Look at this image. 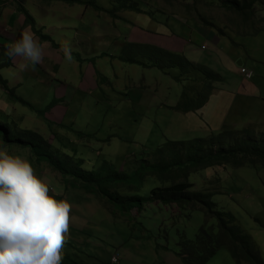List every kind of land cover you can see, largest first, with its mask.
I'll return each instance as SVG.
<instances>
[{"label":"rangeland","instance_id":"obj_1","mask_svg":"<svg viewBox=\"0 0 264 264\" xmlns=\"http://www.w3.org/2000/svg\"><path fill=\"white\" fill-rule=\"evenodd\" d=\"M134 1L139 13L116 12L115 0H95L100 12L53 0L24 2L34 29L40 31L29 25L33 33L48 35L58 45L67 41L72 60L59 51L56 68L29 72L18 88L12 87L28 106L10 100L0 87V147L29 160L36 172L35 152L45 151L41 144L34 139L33 147L1 141L5 129L11 141L25 138L24 130L36 131L49 142L54 164L66 172L59 178L50 167L45 179L36 172L50 194L72 205L64 264H97L89 257L94 254L116 257L118 264H183L179 258L186 264H258L253 252L264 264V168L211 166L191 171L185 179L186 169L183 173L173 166L163 175L168 183L157 175L143 176L142 170L151 162H170V142L177 145L181 161L192 141L200 140L201 153L248 139L264 143V0L252 8L261 27L255 32L254 23L249 31H237L247 19L223 10L218 0ZM193 1L208 4L210 13L202 18L199 7H183ZM138 37L174 41L182 50L168 54L127 43ZM88 67L99 80L83 88ZM199 67L217 79L208 80ZM18 72L3 68L0 75L12 81ZM198 93L207 95L202 107L186 113L174 109ZM58 107L63 110L61 121H46L49 108ZM187 182L192 184L185 195L188 202L169 206L150 199L156 187ZM97 188L108 194L106 202L98 193L85 194ZM199 194L207 198L202 204ZM216 214L234 218L226 227L236 226L243 237L235 245L239 262Z\"/></svg>","mask_w":264,"mask_h":264},{"label":"clouds","instance_id":"obj_2","mask_svg":"<svg viewBox=\"0 0 264 264\" xmlns=\"http://www.w3.org/2000/svg\"><path fill=\"white\" fill-rule=\"evenodd\" d=\"M60 52L72 60L67 41ZM5 54L19 57L18 68L43 62L45 52L30 28L6 46ZM72 205L56 199L37 176L31 162L0 147V264H62L69 239Z\"/></svg>","mask_w":264,"mask_h":264},{"label":"trees","instance_id":"obj_3","mask_svg":"<svg viewBox=\"0 0 264 264\" xmlns=\"http://www.w3.org/2000/svg\"><path fill=\"white\" fill-rule=\"evenodd\" d=\"M13 1L15 3V6L17 7L16 8L17 11L18 12L20 11L19 13H21V15L24 16L26 25H31V27H33L32 29L34 30V32L38 34V32H40V31H36L34 29V21L28 12L26 14V9L24 8L23 3L27 0H13ZM50 1L51 0H45V2H48V3ZM53 1L65 2L68 4L84 5L85 7H87L89 5L95 11H98V12L103 11L98 5H96L94 3L95 0H89L87 2H83L81 0H53ZM173 1H175V0H170L168 2H173ZM218 1L220 3L221 8H223V10L228 11V12H232L233 14H235L237 16L240 15L244 19H247L246 23L245 24L242 23L240 25L241 28H239L237 31L243 30L244 28H246V30L249 31L250 28L248 27V25L251 26L253 23L256 25L254 28V32L261 29V27L258 28V25L255 23V21L252 17L253 6L255 4L259 3L261 0H244L243 2H241L242 0H239V1H237V0H224V1L218 0ZM115 2L118 4L117 8L115 9L116 12L130 11V12L139 13L137 5L133 4V3L136 4V2L134 0L133 1H131V0H115ZM2 4H4V3H2ZM195 6L199 7L200 11H204L202 13V15L198 14V17L204 18L205 14L207 15L210 13L208 8H207L208 4H206L204 2L199 3V2L193 1L192 5H190L189 3H185L183 7H185V9H187V8H191V7L194 8ZM112 13H113L112 14L113 17L111 16V18L116 19L117 18L115 16L116 13L115 12H112ZM201 22L204 26L208 24L207 20H206V22H203V21H201ZM202 24L200 23V25H202ZM20 33L21 32H19L15 36V38L11 41L13 42L14 40L19 39ZM38 37L40 38L41 41L46 40V41H49L50 43H53L52 40H50V38L48 36H45V35L42 36L39 34ZM53 45L55 47H60V45H57L54 43H53ZM6 46L7 45H2L1 49H0L1 50L0 51V70L3 68H9L12 66V60H13L14 56L9 57L5 54ZM156 49H158V48H156ZM160 51H162V50H160ZM129 61H130V63H136V61L134 62L133 60H129ZM199 70L204 75H206V78L208 80H212V79L216 80L217 79V75L215 73H213L211 70L207 69L206 67H199ZM0 87L3 91H5L7 93L10 100H12L14 102H19L25 106L29 105V103H27L26 101H24L20 97L18 98L14 94L13 89L8 87L7 81L4 80L1 77V75H0ZM202 89L204 90V88H202ZM206 98H207V95L205 97H202L200 95V93H198V96L196 99H191V100L188 99L183 106L178 105V106L174 107V109L181 110L184 113L197 110L200 107H202V105L206 101ZM4 131H5V134L2 135L1 141H3V144H5V145L10 144V145H16V146L20 145L22 147H29V146L33 147V144H32L33 139L37 143L41 144L42 147L45 149V151H44L43 155H39V153L35 152V154L37 156L36 161H38V162L46 161L50 167L57 170L59 172V174L61 176H63L61 173H64L65 171L60 172V170H61L60 167L55 165L57 160L54 159L53 155H48V154H52L48 150L49 142L42 135H40L36 132L30 131V130H24L22 132L25 133V138H23V139L17 138L16 140L11 141L8 138L10 136V132L7 129H5ZM229 133H230V131H228L226 133H221V134H219V136H224V135H227ZM199 141H192L191 143H189V146H187L188 148L186 149V153L184 155L185 156L184 161L180 160V157L182 155L180 153H178L177 145L173 144V142H170V145H172V146H170V148L167 150L166 154L168 155V158L172 159V160L165 165H162V164H159L156 162H154V163L151 162L147 165L145 164L144 167L142 168V170L144 169L143 176L157 175L158 178H160V181L162 183H165V182L168 183V181L165 180L163 175H164V173L169 171V169L173 166L175 168L179 169L180 171H182L183 173H184L183 170L186 169V173H184L185 179H187V176L189 175V173L191 171L206 168V167H211V166H218V167L219 166H222V167L231 166V168H240V167L244 166L245 164H249L251 166H259V167L264 168V143H261L258 140L248 139V140H244V141H239L233 145L223 147V150H221V151L215 150V151H209L207 153H201V149H200L199 144H198ZM158 150H160V149H158ZM158 150H156V153ZM46 156H48V159ZM155 160H156V158H155ZM191 185H192L191 183L187 182V184L179 183V184H175V185L169 184V185H163L161 187H156V188L151 190L150 199L152 201H156L157 203L161 202L162 204L169 205V206H172L175 204H183L184 202L189 201V198L185 197V195H187V190L190 189ZM97 189L104 197L105 196L108 197V194L102 193L99 188H97ZM196 197H197V199H199L201 201V204H202V202H204V200L207 199L206 196H202L200 194H199V196H196ZM190 202L196 203L193 199ZM215 217H217L219 219V224H220L221 228H223L224 233L227 234L228 236L230 235V239L232 240V243H233L232 255L235 258V260L239 262L240 257L237 255V250H236L235 245L237 243L238 238H240V240H243V237L240 236L239 229L236 226L226 227V225L234 223L233 216L230 214H216ZM224 219H226V221H224ZM231 230H235V233H231L230 232ZM244 238H245L244 241L249 240V238L246 236H244ZM251 254H252V252H251ZM253 257H255L253 259V261L255 260L256 263L262 264L258 252H256V253L253 252ZM250 261H252V260L250 259Z\"/></svg>","mask_w":264,"mask_h":264},{"label":"crops","instance_id":"obj_4","mask_svg":"<svg viewBox=\"0 0 264 264\" xmlns=\"http://www.w3.org/2000/svg\"><path fill=\"white\" fill-rule=\"evenodd\" d=\"M1 1L4 4H0V49H1L2 45H8V44L12 43L11 40H13L15 38V36L19 32H21L23 29L30 28V30H31V27L29 25H26L24 16H22L20 13H17L16 11H14L12 8L9 7V6H13L10 3H14V1L12 2V0H9V1L8 0H0V3H1ZM40 1H42V0H27L25 2L26 3L30 2V3H33L35 5L36 3H40ZM8 2H10V3H8ZM7 3H8V5H7ZM43 3H45V2H43ZM47 3L48 2H46V4ZM25 5L26 4L24 3V8H25ZM7 6L10 9L7 8ZM36 7H38V6H36ZM1 11H2V14H1ZM32 19H33V17H32ZM43 26H44L43 24L39 25L37 27L38 30H40ZM8 30H11L12 32H9ZM132 35H134V34H132ZM45 36H48V35H45ZM36 37L38 38L39 42L41 43V45L44 48L45 56H44L43 62L40 64H35V65L30 64L26 70H23L21 73L18 72L19 78H16L12 81L7 80V84H8L9 88H11V89H13L12 87L18 88L20 85V81L29 72L37 73V72H40L41 70H47L48 67L56 68L58 66V64H59V51H60L61 45H60V47H55L53 45V43H50L49 41H46V40L41 41L38 36H36ZM128 41L129 42H127V43L132 44V42H133L134 44L135 43L139 44V46H149L151 48L155 47V48L162 50V52H164V53H172V52L179 53L182 50V46L181 47L179 46V48H176L177 44L174 41L171 43H167V42H164L162 40H155L152 37H150V40H148L147 38L138 37V38H135L133 41H131L129 39H128ZM18 62L21 63L22 62L21 59L19 57L14 56L13 60H12V66L9 68H13V69L19 71V68L15 66V64H17ZM47 75H48V79L50 80L52 75L50 73H47ZM85 79H86L85 80L86 84L84 83L83 88L85 86H92L94 84V82L99 80V78L96 76V73L92 71L91 67L87 68V71L85 72ZM3 92H5V91H3ZM45 115L47 118L46 121H48V122H60L61 118L63 116V110L61 107H58L57 109L50 111V108H49V112H47ZM102 161L107 162L106 160H102ZM34 163L36 164V168L38 169V171H36V172L40 173L42 178H44V179L47 178L46 173H49L48 171L51 172L49 164L46 161H41V162L36 161ZM59 175L60 174L58 172L56 174V176L61 178L62 176H59ZM63 184H64V186H66L64 181H63ZM64 191L66 192L67 188H65ZM94 193H98L100 195V198H102L104 200V202L107 201L106 200L107 197H104L101 193H99L98 189H96L95 191H89L86 189V191H85V194L93 195ZM61 195L63 196V193ZM53 196L56 198V196H58V195H56L54 193ZM58 198H60V197H58ZM78 242L80 243V245H84V243H85V241L83 239L78 240ZM89 243H91V242H89ZM91 256H89V257H91ZM94 256L95 257L92 256L91 259L94 260L97 264H99V263L106 264L105 262L107 260H110V264H118V260L116 257L112 256V257L108 258V256H107L106 258H103V257H99L97 254H94ZM104 260H105L104 263L99 262V261H104ZM179 261H181L183 264H186L181 258H179ZM91 263H89V264H91ZM178 263L180 264V262H178ZM62 264H64V263H62ZM72 264H78V263L72 262ZM120 264H149V263L132 261L131 263L120 262Z\"/></svg>","mask_w":264,"mask_h":264},{"label":"bare ground","instance_id":"obj_5","mask_svg":"<svg viewBox=\"0 0 264 264\" xmlns=\"http://www.w3.org/2000/svg\"><path fill=\"white\" fill-rule=\"evenodd\" d=\"M52 1V0H51ZM12 2H13V0H12ZM16 2V1H15ZM20 2V1H19ZM57 2H59V1H57ZM1 3H2V1H1ZM8 3H10V2H8ZM8 3H7V5H8ZM20 4V3H19ZM22 5V4H21ZM20 12V11H19ZM26 14H27V11H26ZM29 24V23H28ZM33 28V27H32ZM191 43V42H190ZM251 75H250V77L248 78V79H250L251 77H252V73L251 72H249ZM248 73V74H249ZM247 75V74H246ZM19 98V97H18ZM36 132V131H35ZM16 133V132H15ZM2 140V139H1ZM2 143H3V141H2ZM3 145V144H2ZM25 149V148H24ZM32 154V153H31ZM31 156V155H30ZM38 162V161H37ZM42 166V165H41ZM59 176H61V175H59ZM92 257V256H91ZM95 257V256H94Z\"/></svg>","mask_w":264,"mask_h":264},{"label":"built area","instance_id":"obj_6","mask_svg":"<svg viewBox=\"0 0 264 264\" xmlns=\"http://www.w3.org/2000/svg\"><path fill=\"white\" fill-rule=\"evenodd\" d=\"M250 75H251V74L249 73V74H247V75H246V77H248V78H249V77H250ZM113 260H114V259H113Z\"/></svg>","mask_w":264,"mask_h":264}]
</instances>
